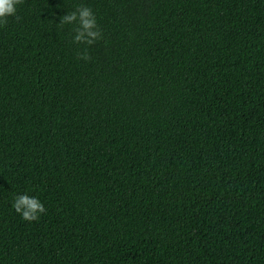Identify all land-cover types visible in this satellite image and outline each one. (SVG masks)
Returning a JSON list of instances; mask_svg holds the SVG:
<instances>
[{
    "label": "trees",
    "instance_id": "obj_1",
    "mask_svg": "<svg viewBox=\"0 0 264 264\" xmlns=\"http://www.w3.org/2000/svg\"><path fill=\"white\" fill-rule=\"evenodd\" d=\"M82 4L92 46L59 23ZM25 193L37 221L12 207ZM0 264H264V0L17 5L0 25Z\"/></svg>",
    "mask_w": 264,
    "mask_h": 264
},
{
    "label": "clouds",
    "instance_id": "obj_2",
    "mask_svg": "<svg viewBox=\"0 0 264 264\" xmlns=\"http://www.w3.org/2000/svg\"><path fill=\"white\" fill-rule=\"evenodd\" d=\"M24 0H0V25H6L8 17L15 16L17 5L23 3ZM19 19V17H16ZM60 25L74 24V36L72 42L92 46L98 41L103 40V33L100 30L96 16L93 10L86 5H79L75 10L66 13L60 18ZM78 59L90 61L91 56L88 48L85 47L77 54ZM16 213L20 214L22 219L28 222L37 221L41 214L46 212L43 203L34 196L28 194H20L14 198L12 204Z\"/></svg>",
    "mask_w": 264,
    "mask_h": 264
}]
</instances>
